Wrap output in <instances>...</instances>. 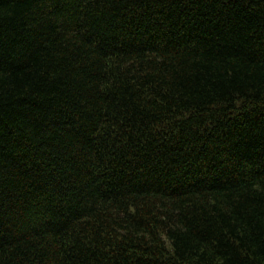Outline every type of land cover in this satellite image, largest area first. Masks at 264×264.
Returning <instances> with one entry per match:
<instances>
[{
  "label": "trees",
  "instance_id": "1",
  "mask_svg": "<svg viewBox=\"0 0 264 264\" xmlns=\"http://www.w3.org/2000/svg\"><path fill=\"white\" fill-rule=\"evenodd\" d=\"M0 264H264V0H0Z\"/></svg>",
  "mask_w": 264,
  "mask_h": 264
}]
</instances>
